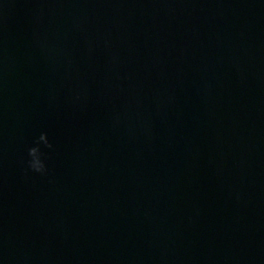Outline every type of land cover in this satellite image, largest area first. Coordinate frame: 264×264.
<instances>
[{"label": "water", "instance_id": "95a60500", "mask_svg": "<svg viewBox=\"0 0 264 264\" xmlns=\"http://www.w3.org/2000/svg\"><path fill=\"white\" fill-rule=\"evenodd\" d=\"M0 264H264V0H0Z\"/></svg>", "mask_w": 264, "mask_h": 264}, {"label": "clouds", "instance_id": "9594fccd", "mask_svg": "<svg viewBox=\"0 0 264 264\" xmlns=\"http://www.w3.org/2000/svg\"><path fill=\"white\" fill-rule=\"evenodd\" d=\"M43 14V10H41ZM41 144L44 147L51 149L53 145L48 139L46 133H42L40 137L36 141V146L29 148L28 156L30 159L28 160V168L35 173H39L41 175L47 174V164L45 162L46 153L42 151Z\"/></svg>", "mask_w": 264, "mask_h": 264}]
</instances>
